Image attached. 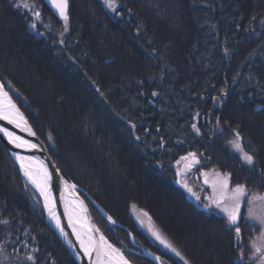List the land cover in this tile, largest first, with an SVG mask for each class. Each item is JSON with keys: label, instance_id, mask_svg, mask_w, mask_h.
<instances>
[{"label": "trees", "instance_id": "1", "mask_svg": "<svg viewBox=\"0 0 264 264\" xmlns=\"http://www.w3.org/2000/svg\"><path fill=\"white\" fill-rule=\"evenodd\" d=\"M25 2L0 0V79L57 167L106 213L89 205L107 239L133 264H154L137 244L165 264H252L250 226L239 241L225 216L188 198L174 165L204 154L264 192V0H116V11L68 0L67 30L46 0ZM237 132L251 166L227 147ZM133 206L184 259L150 240ZM22 244L13 264H75L0 141V245Z\"/></svg>", "mask_w": 264, "mask_h": 264}, {"label": "rangeland", "instance_id": "2", "mask_svg": "<svg viewBox=\"0 0 264 264\" xmlns=\"http://www.w3.org/2000/svg\"><path fill=\"white\" fill-rule=\"evenodd\" d=\"M3 84L5 85L4 82H3ZM5 87H6L7 91H8V88H7L6 85H5ZM8 93L10 94L9 91H8ZM24 114H25V112H24ZM25 116H26V114H25ZM235 139H236V135L232 136L229 139V141L227 142V144H228L227 147H228L229 151H231V153H234V155L238 156L241 159L243 164L248 166L249 164H247L242 159L241 151H239V150H237V149H235L233 147L232 142ZM239 143H240L241 147L244 150L241 138L239 140ZM6 150L8 151L7 148H6ZM47 151H48V149H47ZM48 153H49V151H48ZM9 154H10V152H9ZM10 156H11V154H10ZM49 156H50V154H49ZM185 157H187V159H181L175 164V167L177 166L176 170L178 172L177 185L182 187L184 192H186L188 194V198L193 200L200 207H202V208H204L206 210H209V211H214L217 214L223 215V216H225L227 218L226 213L224 211H222V207L231 203V201L228 199L231 196V194H232L230 190L235 188V186H236V184H233V182H232L231 175L228 172H224L222 170L216 169L215 167H208L207 166L208 165V161H207V159H206L204 154H202V155L195 154V158L191 157L190 155H187ZM51 159H52V157H51ZM196 161H198V162H196ZM18 168H19V170L21 172V169H20L19 166H18ZM61 173L65 176V174L62 171H61ZM21 175L24 178V180L26 181V183L29 185V187L31 188V192L34 195L35 194L37 195L38 200L41 203V205L43 207V210H44V214L46 216V211H45V208H44V202H43L41 196L37 193L36 189L31 185V183L27 180V178L23 176L22 172H21ZM226 176H227V186H228L227 189H225L223 187V185L225 183V177ZM71 183L76 185L73 182H71ZM184 185H187V187H185ZM240 185H243V184H240ZM76 186L80 189V190L78 189L79 192H82L83 194H85V191L80 186H78V185H76ZM188 189H191V192H189ZM262 196H264V192L252 191V190H249L247 188L246 198L242 201L241 209H240L241 226H242L241 229L243 230V224L242 223H244V222H246V225L250 226L249 230L251 231V234H248L249 237H248V245L246 247L247 248V250H246L247 255L246 256L249 259V262H252V264H258L257 257L259 256V253H255L254 254L253 243H255V245L257 247H260V246L264 245V240H261V238H260V226H259V224L256 223L253 220H248V219H245V218L248 215L249 208L252 209V212H253L254 216L264 215V200L260 199V197H262ZM197 197H199V200L197 199ZM249 199L252 200L251 204H249L247 202ZM217 201H219L220 204L222 205L221 208H218L216 206V202ZM206 205H207V207H206ZM99 211L105 217L107 216L106 213L102 209L99 210ZM145 213H147V212L144 211V210L138 209L137 206H133L132 207V215L136 219L139 227L148 235L150 240L154 244L158 245L159 247L164 248L166 250L172 251L170 248L166 247L165 244L161 243V241L158 240L153 235L154 232H158L160 234L161 238L167 241L166 237L162 234V231L158 228V226L155 224V222L152 220V218L148 215V213H147V215H145ZM112 224L115 225L114 222ZM97 226H98V224H97ZM99 229H100V227H99ZM126 229H128V228H126ZM100 231L104 235V233H103V231L101 229H100ZM234 232H235V229H234ZM105 238H107V237L105 236ZM238 238H239V241L242 239L241 237H238ZM133 242H135L134 239H133ZM138 246H140V245H138ZM23 248H26V245L22 244L20 247H18V250H16V252L14 253V252L7 251V249L4 246L0 245V264H13V262H15V261L19 262L21 260V258H23L22 256H24V254L22 253V250H21ZM146 249L149 250L148 248H146ZM149 251H151V250H149ZM151 252L154 255L159 257V259H156V260L150 258V259H152L154 264H165L163 259L161 258V256L159 254H156L153 251H151ZM142 255L147 257L144 254L143 251H142ZM131 264H133V263L131 262Z\"/></svg>", "mask_w": 264, "mask_h": 264}, {"label": "snow or ice", "instance_id": "3", "mask_svg": "<svg viewBox=\"0 0 264 264\" xmlns=\"http://www.w3.org/2000/svg\"><path fill=\"white\" fill-rule=\"evenodd\" d=\"M52 3L58 8L59 14L61 18L65 21V29L67 30V21L69 19L67 14L68 9V0H52ZM104 3L107 7L112 9L113 11H116V0H104ZM22 4L24 7H27V3L25 0H22ZM39 15V13H37ZM255 19V17L253 18ZM33 28H35V25H32ZM153 95H156V93H153ZM0 120L8 121L9 123L14 124L15 126L19 127L20 124L18 122L22 121L23 123H27L23 119V115L19 112V110L16 108L15 104L12 103L11 98L9 97L8 93L4 90V85L0 83ZM134 127V125H133ZM193 128H196V125H193ZM197 132H199V129H196ZM0 133H3L9 140L10 143L14 144L15 147L21 148V147H30L35 148V144H31L29 141L24 140L23 138L16 136L13 132L9 131L7 128L0 126ZM32 135H35V133H31ZM240 134L237 132L236 139L232 142L233 147L242 153V159L249 165L254 164V157L250 155L248 152L244 151L241 147L240 143ZM16 159L20 162L21 170L24 171V174L29 177L30 180L34 184L37 183L36 179L33 177V174L31 173L29 167L25 164V161L34 159L33 157H23L19 154H15ZM191 157L195 158V153L189 154ZM181 159H187V157H182ZM198 162V161H196ZM46 178L48 177L47 172L45 173ZM187 187V185H184ZM37 187H40L39 184H37ZM225 189H227V176L225 177V183L223 185ZM189 192H191V189H188ZM231 196L228 198L231 203L227 204L226 206H223L220 204L219 201L216 202V206L218 208L222 207V211H224L227 215V223L230 227H233L235 229V234L237 237L241 236V215H240V209H241V203L246 198L247 188L245 185L237 184L235 188L231 189ZM47 199V197H46ZM199 200V197H197ZM260 199L264 200V196L260 197ZM249 204L252 203V200L247 201ZM207 207V205H206ZM147 215V213H145ZM245 219L253 220L260 226V238L261 240H264V215L260 216H254L252 209L249 208L248 215ZM109 220H111V217H109ZM4 223H7L6 221ZM57 227L61 228V232L63 233V228L61 227L59 220L57 219ZM98 232L99 229H96ZM67 234L65 233V236ZM153 235L161 241V243L165 244L166 247L170 248L177 256H180L181 259H184L183 256H181L180 252H178L170 243H168L166 240L162 239L160 234L158 232H154ZM77 237L79 239V234H77ZM99 240L101 242L100 247H97L96 245L89 243L85 244L83 240H81V247L83 249L84 255L91 258L93 251L96 252L97 261L96 264H105V261L101 259V257L106 258V264H129L128 260L124 257L123 253L120 252L119 249H115L111 244L107 243L104 236L101 234L99 237ZM254 248V254L259 253V256L257 257L258 264H264V245L257 247L255 243H253ZM103 249V251H102ZM244 253L241 251L240 258L243 259ZM28 260H33L32 256L27 257ZM159 259V257H157ZM184 264H188V261L185 260Z\"/></svg>", "mask_w": 264, "mask_h": 264}, {"label": "water", "instance_id": "4", "mask_svg": "<svg viewBox=\"0 0 264 264\" xmlns=\"http://www.w3.org/2000/svg\"><path fill=\"white\" fill-rule=\"evenodd\" d=\"M48 4L53 8V10L59 14L58 8L52 3V0H46ZM69 8V3H68ZM68 10V9H67ZM0 83L3 84V82L0 80ZM4 85V84H3ZM4 90L8 93L5 85ZM9 97L11 98V101L13 104H15L16 108L19 110V112L23 115L24 121L27 123H23L22 121H19L20 126L17 127L12 123H9L5 120H0V126L7 128L9 131L13 132L16 136H19L23 138L24 140L29 141L31 144H35V148L30 147H21L18 151V154L23 155L25 157H33V160H37L40 164V167L42 171H40L41 177H46L45 173L47 172L48 177L46 178L48 180V186L50 189H52L53 193V206L52 209L55 211V214H57L59 223L61 227L63 228V233L61 232V228L57 227V221L52 220L50 216V211H48V205L45 207V204H49L50 200L46 199V195L43 192V189H36L37 193L41 196L44 207L46 211V221L51 227V229L55 232L57 237L60 239V241L68 248L72 256L74 257L76 264H96L97 256L96 252L93 251L91 258L84 255V252L81 250L80 245L76 242V239L73 237L72 233V226L69 220V214H68V198L72 195H76L78 200L80 201V205H82L87 218V231L92 235H94V245L97 247H100L99 241H98V234H102L99 227L97 226L91 210L86 203L85 199L81 196V194L78 191V187L74 184H72L57 168L51 157L49 156V153L47 151V147L45 146L44 142L38 137L36 134L33 126L31 125L29 119L25 116L22 109L18 106V104L15 102V100L12 98V96L8 93ZM35 133V135H32L31 133ZM6 136L3 133H0V140L4 144V146L8 149L10 152L13 160L16 162V164L20 167V162L17 161L16 156L11 152L9 149V144L6 141ZM42 165V166H41ZM21 169V167H20ZM24 177L27 178V176L24 174V171L21 170ZM31 183V182H30ZM32 185V184H31ZM80 190V189H79ZM76 192V194H74ZM48 198V197H47ZM52 202V201H51ZM79 205V207H80ZM86 222V223H87ZM96 229H99L97 232ZM65 233L67 234L65 236ZM103 235V234H102ZM104 236V235H103ZM105 237V236H104ZM142 251L144 254L152 258L154 260L157 259L158 256L154 255L151 251L147 250L146 248H143ZM102 258V257H101Z\"/></svg>", "mask_w": 264, "mask_h": 264}, {"label": "bare ground", "instance_id": "5", "mask_svg": "<svg viewBox=\"0 0 264 264\" xmlns=\"http://www.w3.org/2000/svg\"><path fill=\"white\" fill-rule=\"evenodd\" d=\"M69 3V2H68ZM68 11V10H67ZM57 14V13H56ZM60 16V15H59ZM7 143L9 144V149L11 150V152L15 155L18 154V151L20 150V148L15 147L14 144L10 143L8 138H6ZM20 155V154H19ZM16 156V155H15ZM23 156V155H20ZM25 157V156H23ZM18 161V160H17ZM25 164L29 167L31 173L33 174V177L36 179L37 183L34 184L32 182V180L29 179V177L27 176V180L29 182H31L32 186L35 189H43V192L45 193V195L48 197L47 200H50L49 204H45V207H47L48 205V211H50V216L52 218V220L57 221L58 217L57 214H55V211L52 209L53 206V193H52V189L49 188L48 186V180L46 179V177H41L40 176V171H42L40 164L37 160H27L25 161ZM42 166V165H41ZM177 167V166H176ZM176 167L174 165V169L176 170ZM58 168V167H57ZM177 171V170H176ZM37 184L40 185V187H37ZM80 194H82L81 196L85 199L86 203L88 204V206H94L96 207L98 210H101V208L99 207V205L90 197L88 196V198H85L83 196L82 192H79ZM74 194H76V192H74ZM86 194V193H85ZM52 201V202H51ZM68 202H70L68 204V214H69V220L72 226V233H73V237L76 239V242L80 245L81 250L83 251L82 247H81V240H83L85 242V244H89V243H94V235L90 234L87 229L85 227H87V218H86V213L82 207V205H80V201L78 200L76 195H72L68 198ZM80 205V207H79ZM89 206V208H90ZM44 207V208H45ZM91 210V208H90ZM92 213V211H91ZM92 216L94 218V215L92 213ZM108 218V217H107ZM95 220V218H94ZM109 220V218H108ZM45 221H46V216H45ZM47 222V221H46ZM87 222V223H86ZM96 222V220H95ZM110 223H113L114 221L109 220ZM48 224V223H47ZM49 225V224H48ZM85 226V227H84ZM120 227L125 228L123 225H119ZM51 228V227H50ZM53 231V230H52ZM54 232V231H53ZM130 233V237L133 240L134 236L131 232ZM55 234V232H54ZM77 234H79V239L77 237ZM56 235V234H55ZM101 234H98V241H99V245L101 244L99 237ZM57 236V235H56ZM105 238V237H104ZM59 239V238H58ZM60 240V239H59ZM105 240L107 241V243L111 244L115 249H119L120 252L123 253L124 257L128 260L129 264H131V262L129 261V259L126 257V255L124 254V251L120 248H118L117 246H115L111 241H109L107 238H105ZM64 245V244H63ZM65 246V245H64ZM137 247L142 251V249L144 248L143 246H138ZM65 248L68 250V248L65 246ZM69 251V250H68ZM103 251V249H102ZM70 253V251H69ZM70 255L72 256V254L70 253ZM75 264L76 261L74 259V257L72 256ZM103 261H105L106 264V258L102 257L101 258Z\"/></svg>", "mask_w": 264, "mask_h": 264}]
</instances>
